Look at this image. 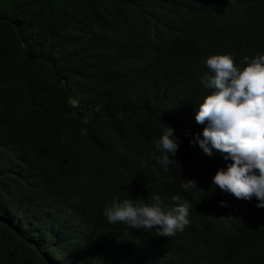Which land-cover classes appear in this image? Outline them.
Instances as JSON below:
<instances>
[{"label":"trees","instance_id":"1","mask_svg":"<svg viewBox=\"0 0 264 264\" xmlns=\"http://www.w3.org/2000/svg\"><path fill=\"white\" fill-rule=\"evenodd\" d=\"M259 12L254 0H0V264H264V208L211 186L226 162L189 143L206 126L193 119L212 91L205 59L264 53ZM164 123L180 141L167 171L152 144ZM153 194L188 202L183 231L102 215L113 197Z\"/></svg>","mask_w":264,"mask_h":264},{"label":"clouds","instance_id":"2","mask_svg":"<svg viewBox=\"0 0 264 264\" xmlns=\"http://www.w3.org/2000/svg\"><path fill=\"white\" fill-rule=\"evenodd\" d=\"M254 2L260 11L255 16L264 17V0ZM204 63L208 71L200 76V83L212 91L194 109L193 119L206 126L189 143L198 145L210 157L219 154L226 162L212 176L211 186L237 199L250 201L255 197L256 207L264 208V53L251 58L245 56L239 64L231 54H214ZM69 103L78 106L74 99ZM165 125L152 144L155 153H159L153 158L167 171L177 162L173 158L180 141L175 129ZM193 187H197L195 180H182L184 191ZM171 200L175 202L173 206L165 208L158 194H153L148 203L113 197L111 202H106L102 215L109 224L122 223L170 237L189 223L190 207L179 196L173 195ZM220 203L227 206L223 200Z\"/></svg>","mask_w":264,"mask_h":264}]
</instances>
